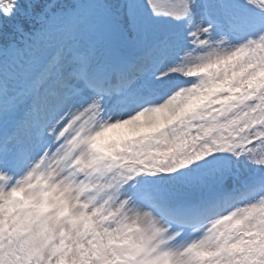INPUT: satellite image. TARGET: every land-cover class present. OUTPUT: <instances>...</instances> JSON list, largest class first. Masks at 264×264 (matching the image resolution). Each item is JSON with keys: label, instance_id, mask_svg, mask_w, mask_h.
Listing matches in <instances>:
<instances>
[{"label": "snow or ice", "instance_id": "obj_1", "mask_svg": "<svg viewBox=\"0 0 264 264\" xmlns=\"http://www.w3.org/2000/svg\"><path fill=\"white\" fill-rule=\"evenodd\" d=\"M0 264H264V0H0Z\"/></svg>", "mask_w": 264, "mask_h": 264}, {"label": "trees", "instance_id": "obj_2", "mask_svg": "<svg viewBox=\"0 0 264 264\" xmlns=\"http://www.w3.org/2000/svg\"><path fill=\"white\" fill-rule=\"evenodd\" d=\"M63 2H69V0H63Z\"/></svg>", "mask_w": 264, "mask_h": 264}]
</instances>
